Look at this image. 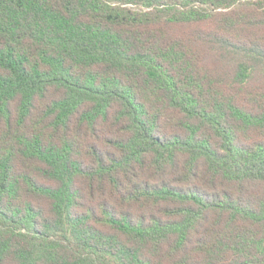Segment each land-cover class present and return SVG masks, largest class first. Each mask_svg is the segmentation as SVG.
<instances>
[{
  "label": "trees",
  "instance_id": "1",
  "mask_svg": "<svg viewBox=\"0 0 264 264\" xmlns=\"http://www.w3.org/2000/svg\"><path fill=\"white\" fill-rule=\"evenodd\" d=\"M0 264H264V0H0Z\"/></svg>",
  "mask_w": 264,
  "mask_h": 264
}]
</instances>
